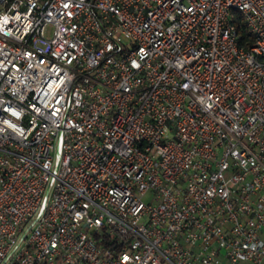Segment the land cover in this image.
<instances>
[{"label":"built area","instance_id":"obj_1","mask_svg":"<svg viewBox=\"0 0 264 264\" xmlns=\"http://www.w3.org/2000/svg\"><path fill=\"white\" fill-rule=\"evenodd\" d=\"M0 264H264V0H0Z\"/></svg>","mask_w":264,"mask_h":264},{"label":"trees","instance_id":"obj_2","mask_svg":"<svg viewBox=\"0 0 264 264\" xmlns=\"http://www.w3.org/2000/svg\"><path fill=\"white\" fill-rule=\"evenodd\" d=\"M238 27H239V33H240V37H239V43H245L247 40H251V35L248 32V29L246 27V24L243 21H238Z\"/></svg>","mask_w":264,"mask_h":264},{"label":"rangeland","instance_id":"obj_3","mask_svg":"<svg viewBox=\"0 0 264 264\" xmlns=\"http://www.w3.org/2000/svg\"><path fill=\"white\" fill-rule=\"evenodd\" d=\"M52 32H53V27L52 26H49L48 29H47V34L50 35ZM149 199H150V196L147 195L145 197V200H149Z\"/></svg>","mask_w":264,"mask_h":264}]
</instances>
